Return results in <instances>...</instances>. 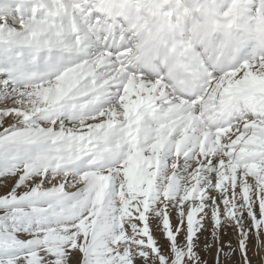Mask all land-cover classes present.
Listing matches in <instances>:
<instances>
[{
	"label": "snow or ice",
	"instance_id": "1",
	"mask_svg": "<svg viewBox=\"0 0 264 264\" xmlns=\"http://www.w3.org/2000/svg\"><path fill=\"white\" fill-rule=\"evenodd\" d=\"M206 252L264 264V0H0V264Z\"/></svg>",
	"mask_w": 264,
	"mask_h": 264
},
{
	"label": "rangeland",
	"instance_id": "2",
	"mask_svg": "<svg viewBox=\"0 0 264 264\" xmlns=\"http://www.w3.org/2000/svg\"><path fill=\"white\" fill-rule=\"evenodd\" d=\"M205 259L209 262V264H214V260H215V253H205ZM259 257H254V260H258Z\"/></svg>",
	"mask_w": 264,
	"mask_h": 264
}]
</instances>
